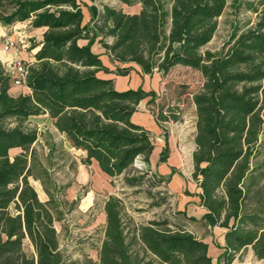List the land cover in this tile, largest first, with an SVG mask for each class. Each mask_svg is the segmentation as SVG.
<instances>
[{"label":"trees","instance_id":"16d2710c","mask_svg":"<svg viewBox=\"0 0 264 264\" xmlns=\"http://www.w3.org/2000/svg\"><path fill=\"white\" fill-rule=\"evenodd\" d=\"M120 1L140 10L129 14L104 5L95 19L84 23L82 10L88 5L82 0H0V23L46 28L42 40L30 47L38 50L35 63L25 66L20 85L25 91L10 94L19 74L9 73L0 62V264H67L54 228L51 194L44 188L49 200L41 202L28 182L29 177L41 180L31 150L39 133L23 127L28 118L47 115L83 154L81 164L95 162L110 178L121 176L138 159L149 166L154 148L150 132L131 117L138 103L155 93L141 87L119 92L106 77L126 76L133 65L142 74L157 72L168 79V91L186 84L193 88L191 177L199 190L197 205L205 211L201 220L224 230L216 264H231L247 248L264 259V204L251 203L264 177L262 165L255 162L264 126V1L252 9L257 19L251 28L235 29L217 51L203 52L226 0ZM94 45L104 50L114 70L92 51ZM193 72L200 77L196 87L188 78L175 77ZM175 80L189 83L178 86ZM171 99L176 95L166 96L164 116L174 119ZM161 129L165 140L158 162L164 163L169 150L167 132ZM12 150L19 152L11 158ZM146 175L125 177L123 184L137 188ZM122 207L112 195L103 202V240L97 260L87 264H138L131 253L134 244L159 264H214L207 243L182 226H172L168 218L128 230ZM25 240L33 249L31 256L23 250Z\"/></svg>","mask_w":264,"mask_h":264},{"label":"rangeland","instance_id":"374dc122","mask_svg":"<svg viewBox=\"0 0 264 264\" xmlns=\"http://www.w3.org/2000/svg\"><path fill=\"white\" fill-rule=\"evenodd\" d=\"M82 1L88 5L89 16L92 17H97L99 10L104 5L121 9L129 14L137 13L140 10L139 5L127 6L120 0ZM130 1L135 2V0ZM262 1L264 0H226L225 10L222 16L217 19L216 33L201 51H217L227 41L232 31L251 28L257 19V14L252 9H259V3ZM83 10L86 13V9L83 8ZM28 26L21 24V26L7 27L0 23V61L8 72L16 70V62L23 66L28 65V61L18 59V53L29 54L30 46L33 44L31 41L40 37L38 31H32ZM5 38L15 40L16 48L4 52L3 40ZM12 53H16L18 56H11ZM178 76L188 78L194 87L200 82V77L195 72L192 74L176 73L175 77ZM261 116L264 120V102ZM194 122V113L189 112L177 127L185 147L181 164L167 163L150 169L138 159L121 176L113 178L110 188L106 191L103 188L108 184V180L98 178L93 166L85 168L87 180L81 181L79 170L82 153L73 149L66 138L57 132L47 115L28 118L23 127L35 128L39 133L31 150L36 166L34 172L41 178V180H35L29 177L28 182L41 202L49 200L44 188L51 194L52 207L57 218L54 222V228L60 246L64 250L67 264H87L88 260H97L96 250L103 240V202L110 195L121 201L123 206L122 219L128 230L149 221L163 218H168L171 225L172 223L175 224L172 226L181 224L183 218L177 213V197L169 191L168 176L162 174L166 167L171 170L174 169V174L185 182L186 189L191 191L194 189L191 179L193 164L190 160L194 150ZM258 143V154L255 162L262 165L264 172V126L259 135ZM18 152L19 150L11 152L10 157L12 158ZM141 173L147 174L141 186L128 188L123 184L125 177L136 176ZM254 191L257 193L251 200L252 206L255 207V204L259 202L264 204V177ZM11 212L14 214L12 208ZM193 228L198 235L205 236L209 233L208 230H204L203 223H194ZM130 238L131 236L128 237V241ZM23 250L27 256L34 254L27 240L24 241ZM131 253L132 257L139 261L138 264H159L151 255L145 253L139 244H134L131 247ZM213 263L216 264V261ZM231 264H264V259H257L251 249L247 248L239 252Z\"/></svg>","mask_w":264,"mask_h":264},{"label":"crops","instance_id":"0c3cea01","mask_svg":"<svg viewBox=\"0 0 264 264\" xmlns=\"http://www.w3.org/2000/svg\"><path fill=\"white\" fill-rule=\"evenodd\" d=\"M88 11L89 10L86 9V13H85L84 10H82L84 23H86L89 20V18L92 17L89 16ZM92 18L95 19L96 17H92ZM22 24L29 25L28 27L31 28L32 31H38L40 33V37L36 38V40H32L31 42H39L42 40V35L46 31V28L34 29L30 26L29 22ZM17 25L21 26V24L19 23L11 26L10 25H5V26L15 27ZM37 50L38 49H33V50L30 49L29 52L32 54V56H30L31 55L30 53L28 54L24 52L18 53L19 56L16 53H12L10 55L11 56L14 55V57L18 56L19 57L18 59L28 61L27 62L28 65H32L35 63L34 54L37 52ZM92 51L100 55V60L108 69L110 70L115 69V64L112 63L110 59L104 54V50L100 46L94 45L92 47ZM29 57H31L30 60H28ZM132 67L133 70L130 71V73L127 74L126 76L107 75L106 77L112 79L113 88L119 92L126 90H136L137 88L141 87L142 90L145 92L152 91L155 93L154 98L147 97L142 101H140L136 107V112L131 117V121L133 123L143 127L144 129L150 132V138L154 148L149 157L148 167L152 169L155 168L157 165H165L167 163H172L173 165L181 164L182 157L185 152V147L183 146V140L181 138V134L178 132L177 127L189 112L194 113V118L196 121L195 106L192 102V95L194 93L193 88L190 87V84H186L187 87L189 86L188 88L184 87L185 89L182 90L178 89V90H173L172 92L168 91L166 90V84L168 79L162 78L157 72H153L151 75H145L141 73L140 69L137 66L133 65ZM179 69H183V68H179ZM174 71H176V69ZM15 72L16 70L9 73H15ZM184 81L175 80V83H177L176 85L178 86L181 83H189L186 80ZM21 91H25V89L17 85H12V87L10 88V94L13 96L18 95ZM170 93L175 94L177 97L176 100L175 99L170 100L171 105H173L176 108L177 118L174 119L170 118L169 116H164L166 114L164 110H166V106L168 105L166 96H168V94ZM160 116L162 117L161 120L159 119ZM161 128H164L167 132V144L169 150L168 158L164 163L158 162L159 154L162 148L164 147V140H165L163 136L164 132L162 131ZM194 132H195V122H194ZM193 141H194V137H193ZM194 150H195V145H194ZM14 151L15 150H12L11 152ZM190 158L192 162V154ZM90 166L94 167V170L98 178H103L108 180V184L103 188L106 191H108L111 185L110 183L113 178H110L105 174H103L95 162H93ZM86 167L89 166H85L81 164L79 170L80 178L82 182L87 180L86 170H85ZM172 170L166 167V169L163 170L162 175L168 176L169 191L172 195L177 197V201H178L177 213H179L180 216L183 218L181 224L180 225L176 224V225L182 226L185 231L193 234L197 238L202 239L205 243H207L208 255L212 258L213 261H216L217 257L221 253L220 247L223 246L224 230L218 227L211 229L201 220L205 211L203 208L197 205L198 199L195 196V194H197L199 190L197 189L193 180L192 182L194 184V189L192 191L186 189L185 182L181 180L180 177L176 176L174 173L172 174L171 173ZM102 221L104 227L105 215L103 211H102ZM194 223H203L204 230H208L209 233L205 236L198 235L193 228ZM173 224L174 223H172V225Z\"/></svg>","mask_w":264,"mask_h":264},{"label":"built area","instance_id":"2783aa9c","mask_svg":"<svg viewBox=\"0 0 264 264\" xmlns=\"http://www.w3.org/2000/svg\"><path fill=\"white\" fill-rule=\"evenodd\" d=\"M17 46L15 40L11 39V38H5L3 40V50L4 52H7L9 50L15 49ZM16 68V72L19 74V79H17L16 81H14V85L20 86L22 84V80L26 74V68L25 66H23L21 63L16 62L15 65Z\"/></svg>","mask_w":264,"mask_h":264}]
</instances>
